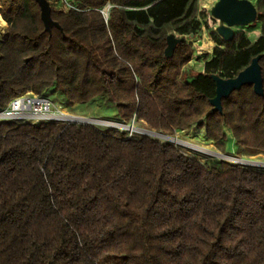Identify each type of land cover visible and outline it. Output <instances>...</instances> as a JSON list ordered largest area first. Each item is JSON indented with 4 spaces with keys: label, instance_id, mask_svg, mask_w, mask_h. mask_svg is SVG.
Returning <instances> with one entry per match:
<instances>
[{
    "label": "trees",
    "instance_id": "16d2710c",
    "mask_svg": "<svg viewBox=\"0 0 264 264\" xmlns=\"http://www.w3.org/2000/svg\"><path fill=\"white\" fill-rule=\"evenodd\" d=\"M69 1L48 33L35 0H1L0 110L28 92L53 89L64 108L106 96L122 122L198 126L222 152L264 154V96L244 86L222 114L209 102V75L236 77L264 37L213 31L223 49L189 80L193 51L184 42L167 59L166 38L200 33L198 0ZM0 264H264V171L91 125L0 122Z\"/></svg>",
    "mask_w": 264,
    "mask_h": 264
},
{
    "label": "rangeland",
    "instance_id": "374dc122",
    "mask_svg": "<svg viewBox=\"0 0 264 264\" xmlns=\"http://www.w3.org/2000/svg\"><path fill=\"white\" fill-rule=\"evenodd\" d=\"M218 0H198V17L197 19L200 21L201 30L200 33L196 36H186V43L193 51L192 59L182 68L183 78H195L200 73H205L206 64L214 58L216 49H223L222 46H219L218 43L211 37V33L215 30L217 26V22L211 17L210 9ZM256 6H258L260 0H251ZM53 10H64L69 11L70 9V1L64 0H49ZM2 7V6H1ZM1 21L0 27L5 24V27L0 34V41H2L3 34L8 28L7 22L3 19L0 13ZM260 17V13H259ZM237 33H243L245 38L251 43H256L259 39L264 37L263 26L258 19V22L253 24L250 27L239 28L236 29ZM177 36H180L177 32ZM205 45L204 49H200L201 46ZM35 94V93H34ZM46 95L54 102L56 106L64 107V100L59 97V95L52 90L47 91ZM62 110L70 116H78L82 118H87L92 121L98 122V124H93L95 127L99 129L105 130H115L117 132H124L128 134V138H139L142 136H150L147 133H142L141 130H148L160 134L161 137H153L159 141L164 143H171L179 148L182 152L190 154L192 156H197L201 161H211V160H222L227 161L228 163L236 166H243L247 168H252L258 171H264V154H260L254 157L242 156L238 157L237 153H240L241 150L237 148L232 143L226 147L224 152L218 150L213 142L209 141L206 137L205 128H200L198 126H194L189 130H185L183 132H175L173 134H167L164 132L151 130L143 123H137L136 121H131L129 123L122 122L118 118V114L116 109L110 105L107 97H102L95 102L87 105H68L66 108H62ZM100 122V123H99ZM64 123V122H59ZM110 124H112L110 126ZM115 124H121L123 126H134L135 131L130 132L129 130H125L123 128L115 127ZM104 125V126H103ZM123 129V130H122ZM125 130V131H124ZM164 136L172 137L173 139L179 140L186 144L180 145L179 143H175V141L164 138ZM220 156H226L224 158ZM230 158V159H229ZM231 158H235L238 160H243L245 164L239 163ZM250 163V164H249ZM259 164V165H258ZM257 165V166H256Z\"/></svg>",
    "mask_w": 264,
    "mask_h": 264
},
{
    "label": "water",
    "instance_id": "95a60500",
    "mask_svg": "<svg viewBox=\"0 0 264 264\" xmlns=\"http://www.w3.org/2000/svg\"><path fill=\"white\" fill-rule=\"evenodd\" d=\"M35 2L41 10V19L45 31L51 33L53 28L62 31L61 26L52 18V6L49 0H35ZM106 8L109 10L111 5H107ZM105 9L102 13L107 20L109 13L106 14ZM210 15L217 22L214 33L224 43H231L235 39L237 34L236 29L250 27L257 23L259 19L258 8L251 0H218L211 7ZM166 41L165 56L167 59H171L174 56L176 48L186 42V37L177 36L176 33H170ZM263 57L264 54H259L254 57L251 63L244 70L240 71L236 77L223 78L215 73L209 75L215 85V95L209 99L212 106V113L222 114L223 100L228 99L234 92L240 91L244 86H252L257 96H264V80L260 65ZM141 132L147 133L150 136L161 137L152 131L141 130ZM220 157L224 158L226 156Z\"/></svg>",
    "mask_w": 264,
    "mask_h": 264
},
{
    "label": "built area",
    "instance_id": "2783aa9c",
    "mask_svg": "<svg viewBox=\"0 0 264 264\" xmlns=\"http://www.w3.org/2000/svg\"><path fill=\"white\" fill-rule=\"evenodd\" d=\"M18 2V0H10ZM72 6L70 5V9ZM1 9V0H0ZM61 106H56L47 95H38L28 92L23 96L17 97L11 101L8 107L0 110V122L13 121L17 123L41 124L44 122H52L57 124H87L95 126L96 121L87 118L67 115ZM75 119L85 120L77 121ZM64 122V123H59ZM112 124H110L111 126ZM118 125V124H115ZM119 126H121L119 124ZM143 133V132H142Z\"/></svg>",
    "mask_w": 264,
    "mask_h": 264
},
{
    "label": "bare ground",
    "instance_id": "6f19581e",
    "mask_svg": "<svg viewBox=\"0 0 264 264\" xmlns=\"http://www.w3.org/2000/svg\"><path fill=\"white\" fill-rule=\"evenodd\" d=\"M110 10V9H109ZM109 10L106 8L105 9V13L107 14V13H109ZM0 21H1V17H0ZM205 48V45H203V46H201V48L200 49H204ZM75 120H77V121H85V120H80V119H75ZM92 120H90V122H91ZM100 123V122H99ZM121 125V124H120ZM104 126V125H103ZM115 127H119V128H123V129H125V130H129L130 132H134L136 129H135V127H133V126H119V125H115ZM122 129V130H123ZM124 130V131H125ZM160 135V134H159ZM162 136V135H161ZM163 137H165V138H167V139H170V140H173V141H175V143H179L180 145H185L186 146V144H184L183 142H181V141H179V140H176V139H173L172 137H167V136H164L163 135ZM230 159V158H229ZM232 160H235V161H237V162H239V163H242V164H245V163H248V162H245V161H243V160H238V159H235V158H231ZM250 164V163H249ZM259 165V164H258ZM257 166V165H256ZM262 166H264V165H262Z\"/></svg>",
    "mask_w": 264,
    "mask_h": 264
},
{
    "label": "crops",
    "instance_id": "0c3cea01",
    "mask_svg": "<svg viewBox=\"0 0 264 264\" xmlns=\"http://www.w3.org/2000/svg\"><path fill=\"white\" fill-rule=\"evenodd\" d=\"M62 2H64V0H61ZM189 80H191L190 78H189Z\"/></svg>",
    "mask_w": 264,
    "mask_h": 264
}]
</instances>
